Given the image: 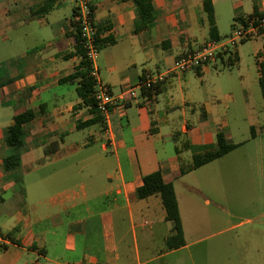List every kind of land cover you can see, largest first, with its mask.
<instances>
[{"label": "crops", "instance_id": "obj_1", "mask_svg": "<svg viewBox=\"0 0 264 264\" xmlns=\"http://www.w3.org/2000/svg\"><path fill=\"white\" fill-rule=\"evenodd\" d=\"M205 1L212 5L219 39L254 11L264 16V0H152L154 24L136 34L131 0H89L101 85L118 95L144 73H164L181 54L211 40ZM73 12L74 0H0V235L14 241L0 247V264H140L139 256L149 257L157 240L164 249L173 233L159 199L138 200L135 195L142 177L155 171L173 186L183 232L184 246L166 253L183 251L191 244L184 221H197L200 212L189 196L195 188L186 186L179 197L175 183L245 145L235 143L229 132L235 96L221 89L237 82L247 95L256 82L264 104L259 84L264 34L257 37L261 40L252 54L255 80L248 68L244 71L243 46H238L233 66L221 52L213 65L168 74L152 91L125 97L105 119L78 128L95 116L77 96L79 79L63 82L82 60L76 53ZM212 72L223 79L211 89L216 96L208 102L201 100L193 81ZM27 110L35 117L23 125L19 166L5 169L4 160L13 151L4 138L14 116ZM240 110L232 120L255 132L248 117L252 107L246 102ZM217 135L238 146L191 170L192 148L215 150ZM179 199L186 201L185 216ZM204 204L217 210V204ZM214 212H208L212 232L205 237L235 227L217 231ZM225 251L197 256L200 264H208L209 258L212 264L221 259L229 264L231 255Z\"/></svg>", "mask_w": 264, "mask_h": 264}, {"label": "rangeland", "instance_id": "obj_2", "mask_svg": "<svg viewBox=\"0 0 264 264\" xmlns=\"http://www.w3.org/2000/svg\"><path fill=\"white\" fill-rule=\"evenodd\" d=\"M260 40L254 38L236 45V47L243 46V69L245 71L248 68L247 71L251 73L252 80H255L256 75L255 58L252 54ZM231 70L233 72L236 68ZM217 75L220 74L212 72L200 77L201 79L195 76L193 86L200 89L201 100L213 101L216 95L211 92V89L223 79ZM202 84L205 88L201 86ZM236 84L237 82L233 87L222 85L221 93L231 92L235 96V103L231 106L229 132L235 143L243 142L245 145L234 150L228 158L187 174L175 183V190L179 197L184 193L186 186H192L196 190V192L192 190L189 196L197 203L200 217L197 221H184L186 237L191 244L183 251L168 254L164 251L165 249H161L157 240V249L153 250L149 257L139 256L138 263L200 264L198 252L211 253L213 249H219L221 253L225 250L229 252L231 255L229 264H264V104L256 82H251L247 95ZM246 102L252 107V111L247 115L252 121V126H255L254 139L250 137L251 125L232 120L235 113H240V109L243 110ZM138 157L142 162L140 152ZM152 200L159 205L157 199L152 198ZM205 200L212 205L217 204V210L214 212L211 206H206ZM179 201L185 216L186 201L182 199ZM209 211L215 213L213 221H219L217 231L233 225L234 229L226 234L219 233L215 237H205L212 232L208 222L212 221L209 219ZM206 260L208 264H212L211 258ZM220 261V264H225L223 259Z\"/></svg>", "mask_w": 264, "mask_h": 264}, {"label": "trees", "instance_id": "obj_3", "mask_svg": "<svg viewBox=\"0 0 264 264\" xmlns=\"http://www.w3.org/2000/svg\"><path fill=\"white\" fill-rule=\"evenodd\" d=\"M136 10V20L134 22L133 32L139 33L144 30L150 29L155 21V13L152 5V0H131ZM203 10L206 13L207 21L209 24L208 35L211 40H220L217 36V30L214 23L213 10L210 1L203 3ZM256 11L249 17H255ZM76 30V42L77 48L76 53L81 57V62L76 68L75 72L68 76L63 82L73 81L79 79L76 93L80 98L82 104L90 108V112L94 114L95 118L78 125V128L93 124L103 118L99 115L96 110L95 101L93 99L94 85L95 82L90 76V69L88 63L85 61L83 48L78 35V29ZM228 55V66L231 67L237 62L235 53L229 52ZM264 58V50H263ZM261 77L259 84L264 91V61L260 65ZM35 117V113L31 110H27L21 114L14 116L13 124L8 129V132L4 138V144L12 149V155L4 160L5 169H14L19 166L20 147L22 145V137L24 134L23 125L30 122ZM250 137H255L254 129H250ZM238 145L229 144L226 142L222 135L216 137V149L215 150H204L200 148H192L194 151L192 157L191 170H196L216 159L221 158L228 152L234 150ZM136 198L138 200H145L149 197H157L160 201L162 209L164 211V219L173 224V233L164 242V251L169 252L176 250L184 246L183 232L181 222L178 213V206L176 196L174 193L173 186L170 183H164L159 171H155L142 177V185L135 191ZM8 241L13 243L9 236H4Z\"/></svg>", "mask_w": 264, "mask_h": 264}, {"label": "built area", "instance_id": "obj_4", "mask_svg": "<svg viewBox=\"0 0 264 264\" xmlns=\"http://www.w3.org/2000/svg\"><path fill=\"white\" fill-rule=\"evenodd\" d=\"M73 23L78 29V35L84 52L85 61L89 65L90 76L93 78L96 110L105 119L110 109L120 104L125 97L136 98L137 92H150L161 83L168 74H180L187 70L211 66L221 52H232L238 43H242L264 34V16L246 17L236 22L227 36L218 41L209 40L200 47L181 54L172 68L164 73H144L137 84L118 95L110 93L109 89L99 82L96 60L99 52L96 27L92 19V9L89 0H74ZM8 240L0 235V247ZM78 264V263H76Z\"/></svg>", "mask_w": 264, "mask_h": 264}]
</instances>
